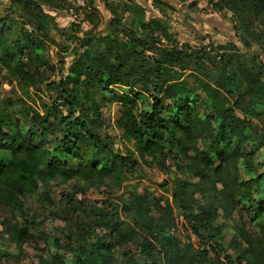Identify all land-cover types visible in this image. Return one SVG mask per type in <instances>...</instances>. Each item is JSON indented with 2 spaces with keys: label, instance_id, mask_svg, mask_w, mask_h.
<instances>
[{
  "label": "trees",
  "instance_id": "16d2710c",
  "mask_svg": "<svg viewBox=\"0 0 264 264\" xmlns=\"http://www.w3.org/2000/svg\"><path fill=\"white\" fill-rule=\"evenodd\" d=\"M93 1L85 0V6L93 8ZM10 2L14 14L30 18L33 13L37 31L43 28V18L51 16L44 9L56 12L59 4V0ZM208 4L231 14L252 64L241 63L232 70L226 61L218 69L220 76H225L223 82L197 78V89L188 91L187 81L180 80L171 68L181 59L191 58L190 53L174 47L162 49L160 55L150 57L156 93L151 94L150 109L141 111L137 99L143 92L131 90L130 79L145 78V70H141L147 43H139L134 34H127L126 43L114 45L127 48V55H119L116 49L103 60L93 55L105 39L97 43L81 40L79 48L84 52L66 76L55 82L48 80L43 70L48 63L39 53L42 39L22 27L24 35L16 32L13 37L17 40L9 46L11 35L7 33L11 32L5 31L10 29L0 25V65L21 92L18 99L0 100V155L8 157L0 160V206L10 217L0 223V239L4 237L21 252L22 243L38 227L28 202L34 199L46 207L52 203V183L73 182V191L59 200L66 209L65 226L59 228L61 237L51 238L56 252H48L39 264H66L59 252L73 254V264H264V161L255 163L257 153L264 150V129L247 120L264 113V0H208ZM134 7L127 13L132 15L136 31L144 37L156 33L171 41L159 19L145 22L142 8ZM79 11L80 7H72L70 12ZM151 39L153 44L157 41ZM26 48L32 50L29 55L24 54ZM121 86L130 91L116 92L115 87ZM41 87L49 93V101L40 104L39 111L27 100H31L29 89L36 93ZM96 90L110 94L111 102L121 106L117 129L132 149L124 156L91 131V119H100L98 106L89 105L93 101L90 91ZM234 95L235 101L228 107L225 98ZM246 96L263 107L262 113L251 110L245 118L235 114ZM202 108L206 109L201 113ZM55 125L60 137L50 149L43 143ZM139 159L144 164L149 159L163 170L164 163L170 161L176 171L197 183L182 182L174 175L160 186L165 200H149L139 195L131 182ZM102 188L123 190L118 200L130 223L120 221L112 212L118 207L108 199L113 191L99 206L85 205L76 198ZM196 194L201 204L195 207ZM236 211L238 219L230 227L233 233L227 245L232 254H226L222 231L228 225L216 224ZM242 211L248 223L243 221ZM177 218L183 228L181 235L170 232ZM4 255L0 253V257Z\"/></svg>",
  "mask_w": 264,
  "mask_h": 264
},
{
  "label": "rangeland",
  "instance_id": "374dc122",
  "mask_svg": "<svg viewBox=\"0 0 264 264\" xmlns=\"http://www.w3.org/2000/svg\"><path fill=\"white\" fill-rule=\"evenodd\" d=\"M58 3V7H55L56 12L49 10V8L44 9L51 16L43 18V28L37 31L34 27L36 24H33V13L30 18L14 14L15 9L11 8L10 0H0V25H5V28L10 29L6 30L5 33L11 32V34L7 33V36L11 35L8 45L13 46L15 44L17 36L13 37V35L16 32L24 35L22 29L32 32V35L40 40L42 39L38 47L42 49L39 53L48 63L47 66L43 67L45 76L48 80L57 82L60 78L66 76L68 69L84 52L83 49L79 48L81 40L93 39L97 43V40L104 41L105 39L106 43L100 45L98 51L93 55L103 60L109 55L110 51L114 52L116 49L119 55H127V48H115L114 45L116 42L126 43L129 40L126 37L127 34H134V38L139 39V43H147V48L144 50L146 59L141 70L142 72L145 70V78H143V75H139L135 79H130V89L143 92L137 99L138 111L150 109L151 94L155 92L153 90L155 88L153 85L155 68L150 65V57L158 55L162 49H169L170 47L177 49L181 46L186 53H190L191 58H183L177 66L171 68V71L178 73L180 80L185 79L187 81L188 91L197 89V78L207 83L211 80L223 82L225 76H220L218 69H222L226 61L229 62L232 70H236L241 63L252 64L247 46L238 38L231 14L226 10L218 11L208 4V0H94L93 8L86 7L85 0H59ZM192 4H195V8L190 7ZM134 6L142 8L145 22L151 18L159 19L162 25L167 28L171 41L161 38L156 33L144 37L139 31H136L134 19L131 14L127 13L130 8L132 11L135 10L136 7ZM72 7H80L79 13L72 14L70 12ZM151 36L157 40L154 44L151 43ZM228 44L231 45V48ZM233 45L238 48L237 51L234 50ZM153 49H156V51ZM23 51L25 55H29L32 50L26 48ZM220 55H224L225 58H219ZM128 89L122 86L115 87V91L121 94L130 91ZM29 93L31 100L27 101L36 110L40 111V104L49 101V93L44 87H41L40 92L36 93L29 89ZM156 95L158 98L161 97L160 94ZM199 95L200 98L204 97L202 93H199ZM20 96L21 92L17 90L15 83L10 81L8 74L2 70L0 65V100H15ZM89 96L93 100L89 102V105L95 104L100 112L99 120L91 119L92 133L101 137L102 140H106L113 152L121 156H124L129 149L132 151L129 145L121 139L117 129L120 104L112 103L110 94H105L102 90L90 91ZM235 97L236 95L226 96L225 103L228 107H232ZM208 104L207 101L204 102L205 107ZM12 107H16L15 102H13ZM164 108L166 107L164 106ZM205 109L202 108L200 112H204ZM251 110L262 113L263 107L259 106V103L254 104L252 97L246 96L241 103V107L234 109V112L238 117L245 118L244 114ZM66 111H64L65 115ZM209 113L213 112L209 111ZM261 115L256 119L247 117V120L257 123L264 129V113ZM212 124L213 126L216 125L215 119L212 120ZM22 129L25 128L22 127ZM59 131L60 129L56 125L50 128L49 132L46 133L47 141L43 145L53 149L56 139L60 137ZM197 143L200 145L202 141L200 142L198 139ZM7 158L6 154L0 155V160L6 161ZM138 161L139 164L135 168L136 174L132 177L131 182L136 184L137 193L145 195L149 200H165L166 196L160 186L165 181L174 178V175L182 182L197 183V180L190 175L176 171L174 167L170 166V161L164 163V170L157 167L149 159L146 160L148 164H144V161L140 159ZM260 161H264V150H260L255 157V163ZM71 185H73V182L66 184L52 183L50 191L52 203L46 207L34 199L33 201H27L30 213L35 218L36 224H38L37 230H33L29 239L22 243L21 252L14 245L7 242L4 237L1 238L0 253H6V255L0 257L1 264H39L40 258L45 257L48 252L51 254L56 252L51 238L53 235L61 237L59 228L65 226L66 209L65 206L59 204V200L62 195L73 191ZM110 191H113V196L108 198L106 196ZM122 193L123 190L120 188L109 190L102 188L99 192L91 189L86 196L78 194L76 198L88 206H99L100 201L108 198L118 205L117 209L110 208V210H113L112 212L116 214L120 221L130 223L122 210V204L118 200V197L123 196ZM123 199L127 200L126 196ZM194 203L195 207L201 204L198 194H196ZM238 213L239 211H236L228 220L220 219L216 224L217 226H223L224 223L228 225L222 231L226 254H232L227 245L233 233L230 227L233 228L238 219ZM242 215L243 221L248 223V218L243 211ZM8 218H10L8 212L0 206V223ZM182 229L181 221L177 218L175 219V227L170 232L181 235ZM97 233L100 235L101 232L97 231ZM59 254L64 257L66 264H73V254L63 252H59Z\"/></svg>",
  "mask_w": 264,
  "mask_h": 264
},
{
  "label": "built area",
  "instance_id": "2783aa9c",
  "mask_svg": "<svg viewBox=\"0 0 264 264\" xmlns=\"http://www.w3.org/2000/svg\"><path fill=\"white\" fill-rule=\"evenodd\" d=\"M80 4V3H79ZM177 50H179V51H182V48H181V46L180 47H177Z\"/></svg>",
  "mask_w": 264,
  "mask_h": 264
}]
</instances>
